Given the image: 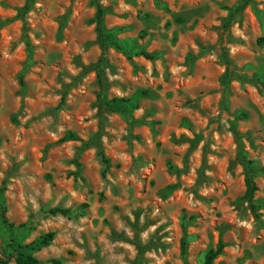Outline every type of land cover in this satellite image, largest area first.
I'll return each instance as SVG.
<instances>
[{
	"label": "rangeland",
	"instance_id": "374dc122",
	"mask_svg": "<svg viewBox=\"0 0 264 264\" xmlns=\"http://www.w3.org/2000/svg\"><path fill=\"white\" fill-rule=\"evenodd\" d=\"M100 1L107 37L124 48L106 53L103 96L134 106L126 113L101 107L87 70L101 53L92 0H33L27 38L15 18L25 0H0V260L16 264L10 240L54 232L34 253L40 264H133L129 240L146 226L140 264H202L219 240L213 264H264V0H252L230 28L227 83L218 50L194 58L217 43L244 0ZM225 95L228 114L247 115L238 128L259 219L241 200L236 144L217 118ZM69 132L78 140L61 142ZM97 132L107 162L93 147L80 150ZM82 203L77 219L40 214ZM30 215L35 227L25 230Z\"/></svg>",
	"mask_w": 264,
	"mask_h": 264
},
{
	"label": "trees",
	"instance_id": "16d2710c",
	"mask_svg": "<svg viewBox=\"0 0 264 264\" xmlns=\"http://www.w3.org/2000/svg\"><path fill=\"white\" fill-rule=\"evenodd\" d=\"M33 0H25L24 4L22 7H20L15 15V18L20 20L22 22V27L24 30V37L27 38L26 34V27H27V22H26V15L30 10L31 4ZM92 3L95 7V33H96V41L97 44L100 48V57L94 65L90 66L87 68L89 71H93L96 75L97 82L100 88V93H99V102L100 105L103 109L113 112V113H126L127 108L131 107L134 108V106L127 105V102L122 99V98H114L110 101L106 100L103 96V91H104V69L103 65L105 62L106 58V53L110 48H115L118 50H124L123 46L119 44L118 42L112 40L107 37V34L104 29V20L106 16V9L103 7L101 4L100 0H92ZM252 4V0H244L240 2L226 17L224 20L218 41L215 45L213 46H204L201 47L199 53L197 56L194 58H200L202 55L205 53L211 51V50H218L223 56L225 57L227 61V66H226V72L223 76V80L228 82L229 78L233 75L232 69L233 65L232 62L229 58L228 50H227V43H228V35L231 26L234 24L235 19L238 17V15L245 9V7L248 4ZM26 43H28L26 41ZM145 57L148 59H151V56H148L146 54H143ZM227 97L226 95L222 97L221 102H220V110L218 113L217 118H225L228 128L230 133L232 134V137L235 141L236 144V154H235V161L238 165L241 166L243 176H244V185H245V191L243 196L241 197V200L246 202L250 209L251 212L254 214V216L259 219L260 217V207L257 204V201L255 200V194L258 190V187L255 183L254 180V166L253 162L249 159H247L246 154H245V149H244V139H245V134L242 133L239 128H238V122L246 118V113L241 112L237 115H230L227 113ZM208 133L211 132V127H208ZM78 138L73 134V133H66L62 138L61 142H67V141H77ZM196 144L191 143L190 144V150L194 149ZM95 148L98 155L101 157L103 162H107L105 156H104V151H103V146L100 141V133L97 132L88 142L82 143L80 146V150L87 149V148ZM78 168V164H76ZM201 174V171H200ZM88 208L87 203H82L75 211H71L70 209H64V208H58L54 207L51 208L47 211H42L40 214L42 217H48V216H57L60 215L62 217L68 218V219H77L79 217H82L85 215V211ZM35 216L30 215L29 219L25 224H22V228L25 230H33L35 227V221H34ZM186 218H182L181 222V229H182V238H181V243H180V251L181 255L185 257L186 254V237H187V225L185 223ZM146 226H143L141 228H137V230L133 233V237L129 240V242L135 247L136 249V256L133 261V264H140L141 259L143 256L146 254V252L150 248L149 243H144L141 238V234L144 231ZM55 233L54 232H47L45 234H42L29 242L28 244H20L18 243L15 239L10 240L8 246L11 248L15 255V263L16 264H40V261L36 258L34 253L39 252L43 248H46L49 246L52 241L54 240ZM225 245L224 243L219 240L216 247L214 249H209L204 256V260L202 264H213L214 260L223 252ZM53 264H59L57 260H52ZM0 264H6V261L0 260Z\"/></svg>",
	"mask_w": 264,
	"mask_h": 264
}]
</instances>
